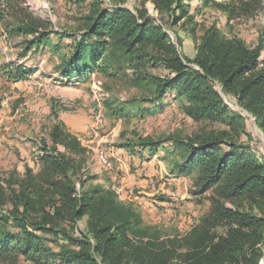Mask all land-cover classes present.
Here are the masks:
<instances>
[{
  "label": "trees",
  "instance_id": "1",
  "mask_svg": "<svg viewBox=\"0 0 264 264\" xmlns=\"http://www.w3.org/2000/svg\"><path fill=\"white\" fill-rule=\"evenodd\" d=\"M195 1V6L192 0L153 3L160 14L177 24L192 10L199 11L216 0ZM11 2L0 0V35L4 27H10L6 16ZM43 26L42 19L29 16L26 23L7 28V32L37 33L28 42V50L49 41V35L40 30ZM69 35L74 44L63 60L64 80L82 79L92 70L108 74L127 66L132 68L135 83L149 86L160 103L174 94L182 96L195 117L220 122L237 132L245 127L246 116L232 112L225 101V96H235L264 134V30L259 43L250 47L226 37L219 27H210L195 56L188 58L181 54L180 40L176 44L147 11L101 6L100 0H94L83 32ZM149 64L162 66L170 74L149 73ZM29 73L25 66L16 65L9 77L19 80ZM224 128L186 141L169 138L182 157L181 171L195 173V193H209L211 206L189 232L163 237L160 230L144 224L132 204L122 203L111 190L93 186L90 179L78 178L83 169L78 161L88 148L56 125L52 146L42 144L41 173L28 175L16 195V210L19 205L23 208L11 216L18 230L0 225V264H18L22 256L32 264H260L264 255V162L230 140ZM145 144L151 150L157 146L153 141ZM243 199L256 203L260 214L234 205ZM83 218L86 231L71 236L63 230L65 236L58 238L63 241L57 239V249L47 243L44 232L55 230L59 220ZM1 219L10 221L6 216ZM219 228L223 234H218Z\"/></svg>",
  "mask_w": 264,
  "mask_h": 264
},
{
  "label": "rangeland",
  "instance_id": "2",
  "mask_svg": "<svg viewBox=\"0 0 264 264\" xmlns=\"http://www.w3.org/2000/svg\"><path fill=\"white\" fill-rule=\"evenodd\" d=\"M93 1L12 0L7 9V28L26 23L29 16L42 19L45 26L40 30L49 35V41L27 50L37 33H9L4 27L0 35V200L4 201L0 205V225L18 230L11 217L23 210L20 205L19 211L15 208L16 195L28 175L37 177L41 173L42 144L52 146L53 128L61 125L88 148L78 161L83 165L79 179H90L93 186L111 190L122 203L132 204L144 224L160 230L163 237L185 234L210 210L211 202L209 193H195V173L181 171L183 160L173 139L186 141L221 130L224 125L195 117L182 96L174 94L160 103L149 86L135 83L132 68L127 66L111 69L108 74L92 70L82 79L64 80L63 60L74 44L69 34L83 32ZM100 1L101 6L124 5L133 11H147L176 44L180 40L181 54L188 58L195 56L210 27L217 26L226 37L240 39L250 47L259 43L264 30V0H216L199 11L192 10L177 24L160 14L153 0ZM197 4L192 0V6ZM16 65L25 66L30 73L19 80L10 78L9 71ZM146 68L157 76L170 74L162 66L149 64ZM225 101L232 112L246 116L245 127L237 132L224 128L232 136L229 139L264 162V134L255 117L239 106L235 96H225ZM98 106L103 123L93 132L89 129L91 111ZM148 141L157 142L156 149L151 150L152 146L145 144ZM54 201L61 204L58 197ZM234 205L260 214L249 199ZM47 210L54 212L52 207ZM3 216L10 221L1 219ZM86 224V218L61 219L55 230L44 232V236L57 249V239L65 236L63 230L76 236L78 231H86ZM223 233L219 228L218 234ZM18 264L32 262L22 256Z\"/></svg>",
  "mask_w": 264,
  "mask_h": 264
},
{
  "label": "built area",
  "instance_id": "3",
  "mask_svg": "<svg viewBox=\"0 0 264 264\" xmlns=\"http://www.w3.org/2000/svg\"><path fill=\"white\" fill-rule=\"evenodd\" d=\"M103 123V114L101 108L98 106L93 108L91 111V123H90V130L96 131Z\"/></svg>",
  "mask_w": 264,
  "mask_h": 264
},
{
  "label": "water",
  "instance_id": "4",
  "mask_svg": "<svg viewBox=\"0 0 264 264\" xmlns=\"http://www.w3.org/2000/svg\"><path fill=\"white\" fill-rule=\"evenodd\" d=\"M260 264H264V255H263L262 259H261Z\"/></svg>",
  "mask_w": 264,
  "mask_h": 264
}]
</instances>
